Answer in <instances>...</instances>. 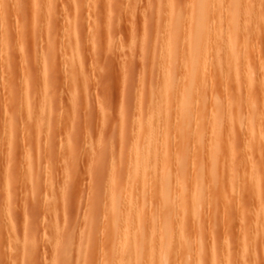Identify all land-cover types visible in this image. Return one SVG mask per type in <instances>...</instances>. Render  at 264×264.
I'll return each mask as SVG.
<instances>
[{
  "label": "rangeland",
  "instance_id": "rangeland-1",
  "mask_svg": "<svg viewBox=\"0 0 264 264\" xmlns=\"http://www.w3.org/2000/svg\"><path fill=\"white\" fill-rule=\"evenodd\" d=\"M189 1L192 0H0V264H105L111 246L109 242L112 234L109 223L112 212L111 195H114L115 200H120V203H126V206H123L125 214L128 217L132 216L127 217L128 220L134 219V215L130 213L132 206L128 205V200L134 196V199L143 205V209L145 207L142 209L145 221L143 224L147 223L146 218L149 220L153 209L158 210V205H161L160 193H156L157 195L153 193L156 197H153L152 192L149 193L148 189L154 181L152 177L151 182L149 181L150 174L147 172L153 171L157 157L166 148L169 153L167 151L163 153L170 158L174 169L178 161L180 162L179 155L185 156L181 158L179 165H185L182 166L184 173L181 176L183 179L186 178L184 190H187L192 183L188 178H192L191 174H194L193 168L198 163L197 160L204 163V167L207 165L205 169L210 164L208 157H204L202 153L200 155L199 147H194L198 146L197 132L209 138L207 135L211 129L205 124L206 119L208 122L210 117L209 109L217 98L216 108L225 114L227 107L229 108L225 99L230 94L229 99L235 102L237 108L232 104L233 115H236V118L239 115L244 123L247 122L246 124L252 121V124L250 122L249 124L254 125L255 133L257 134V131L260 133L256 136L246 132L249 134L247 136L237 122L233 124L232 129L235 133L229 142L231 148L229 143H226L223 150L226 152L220 153L222 156L219 155L225 159L224 161L218 159V166H222L217 171L219 178L221 172L223 175L220 182L226 178L224 179L226 181L221 183L223 188L219 190L220 200L215 199V185L205 179L201 199V204L206 206H203L205 209L202 211L203 222L197 224L195 215L191 212L188 214L193 216V220L187 218L189 215L183 219L186 247L177 246V249L180 248L178 253L177 249L175 253L178 259L174 258L172 264H264L263 214L262 217L259 216L263 220L259 219L258 229L255 224L259 218H256L257 214L262 208L264 211V0H252L258 4L256 9L259 19L257 18L254 24L257 26L259 21V30L251 39V44L255 45L253 49L251 47L253 50L250 51L251 56L248 52L252 60L250 76L255 84L253 90H249L250 94L245 88V81H242L244 78L240 75L239 78H232L233 81L229 83L224 81L225 85L223 82L219 84V80L213 84L209 81L210 83L201 87V92L199 91L201 104L196 102V107L193 108H196L198 113L204 112L200 109L205 106L203 109L206 116L201 115L206 119L201 121L202 124L194 117L187 123L189 125L183 123V117L177 112L181 109V104H178L181 103L177 95L179 93H176V96L171 94L173 101L171 97L169 101L172 104L168 101L163 104L166 108L164 110L169 111L165 113L162 111L165 116L163 118L161 113L159 117L161 122L162 119L169 117L170 120H163L164 123H168V129L162 122L166 131L159 120L155 126L159 133H155H158V136L155 135L157 141L154 143L155 149L158 148L159 152L153 150L156 156L153 158L155 162H151L154 163L153 166L150 164L151 168L148 166V171L147 168L143 169L146 177L143 173L142 176L147 180L144 179L145 182L141 183L144 185L147 182L145 186L136 183V178L132 176L135 175L134 171H131V174L129 172L132 161L135 162L129 153V148L136 139L132 128L138 118L148 114L149 111L146 110L151 106L149 107L147 98L159 99L155 94L157 92V95L162 94L157 91L161 87H158V84L162 85L164 81L170 80V77H174L177 84H181L182 80L184 83L186 70L184 72V67L180 64L182 58L186 60L189 57L186 34L194 26L187 17L183 18L189 12ZM213 3L218 4V9L223 6L216 0ZM224 9H220L221 14L217 12L223 18ZM181 13L183 16L179 17ZM240 14L241 11H238L239 18ZM243 18L242 27L238 29L239 32L243 31L241 34L249 32L248 26L243 24ZM216 22L213 25L218 26V29L222 22L219 20L218 25ZM223 25L225 28L224 22ZM172 26L177 29V45L180 49L176 47L178 48L176 55L172 56V60L175 58L174 64L170 63L171 69L166 73L164 67L169 64L167 55L169 51H164L166 49L163 48L167 45L162 43V39L168 42L164 36L167 39V30ZM4 34L7 40L2 41ZM4 40L5 43L7 41L6 44ZM220 44L221 42L217 48L216 45L213 47L214 52L219 48L218 52L211 51L210 56L215 63L212 69L218 79L227 68L225 63L216 66L224 45ZM163 52H167L166 55ZM217 72L220 75H217ZM234 79H237V82L236 80L234 82ZM150 92L152 95H148ZM203 98L204 100L207 98V106L211 105L210 108L202 104ZM251 99L253 102L255 100L253 104ZM155 100L151 102L154 103ZM155 104H152L153 107ZM197 104L201 105L198 110ZM142 120L146 118L143 117ZM197 120L198 125L195 122ZM159 125L161 127H158ZM196 126H199V130L195 129ZM182 130L186 131L182 132L186 134L185 138L181 137ZM230 131L227 133L228 136ZM258 135L261 142L256 140L259 138ZM247 139L253 146L250 155L247 154L246 148L244 151ZM229 148L233 149L232 153ZM156 153H159L158 156ZM164 154L160 157L165 158ZM244 155L250 156V164L246 161V158L249 160L248 157L243 159ZM160 157L156 162L158 165L162 160ZM173 160L175 163L177 161V164ZM221 162L227 165H222ZM251 162L257 165V171L253 169ZM222 168L223 171L226 170L225 173ZM252 169L259 176V181L254 182V186L251 185L253 175L250 177L255 173ZM152 171L150 173L153 176ZM158 171H161L160 168ZM174 171L176 170H173V173ZM187 173L189 175L185 177ZM171 174L168 175V180H171ZM178 175L176 176L179 177ZM176 176L173 177L175 180ZM158 178L160 182L165 179L161 176ZM112 179L116 181L115 188L110 185ZM175 183L170 185L173 195L170 199L174 208L177 204L175 205V191L172 189L175 188L176 192L180 193ZM138 185L141 188H138ZM208 194L213 197H209ZM151 199L159 203L153 204ZM8 220L13 222L11 228ZM194 223L199 226L196 225L195 228ZM147 225L148 223L146 228ZM143 228L146 230L144 225ZM197 233L202 252L198 263L197 260L194 262L198 252L193 242L198 236ZM144 236L147 237V248L148 245L151 246L150 242L153 245V235L145 233ZM134 238L135 236L132 239ZM149 252L148 250L145 252L144 257H147L145 261L150 257L147 256L150 255ZM213 255L216 256L217 262ZM134 258L131 264L137 262Z\"/></svg>",
  "mask_w": 264,
  "mask_h": 264
},
{
  "label": "bare ground",
  "instance_id": "bare-ground-1",
  "mask_svg": "<svg viewBox=\"0 0 264 264\" xmlns=\"http://www.w3.org/2000/svg\"><path fill=\"white\" fill-rule=\"evenodd\" d=\"M216 1H218V3L219 2H221V5H223L222 6V8H225L224 10V18H223V16L221 17V13L219 12L220 11V9H222L221 7H220V9H218V4H214L213 2H214V0H212V1H209V0H192L191 2H190V7L188 8V11L189 12H187L186 13V16L184 15H182L183 13H181L180 15H179V17L182 15L183 16V18L185 17H187V19H189V21H191V24H193L194 26L191 28V30H189V33L188 34H186L187 35V41H188V47H189V57L187 58L186 56V60H184V58H182L183 60L181 61L182 63L180 64V66L181 65H183V67H184V72H185V70H186V72H185V74H184V83H183V80H182V82H181V84L183 83V86L179 83V84H177V80H174L175 78L173 77H170V80H166V81H164V83H162V85H160V83L158 84V87L159 86H161V87H159V89L157 90V91H160V93H162V94H158L157 95V93H155L156 94V97L158 96V98L159 99H156L157 100V102H156V100L153 98V99H149V98H147V103H148V101H149V103H150V105H149V110H146V111H149L148 112V114L146 113L145 114V116H143L144 117V119L146 118V120H142L143 119V117L142 118H138V120H139V122H138V120H137V122H136V124L133 126V128H132V132H133V134L135 135V137H136V139H135V142L133 143V145L132 144H130V145H132L131 146V148H129V153H130V158H134L135 159V162H133L132 161V166H130V174H131V171H134V173H135V175L133 174L132 176L133 177H135L136 179H135V181H136V183L137 184H141L143 187L145 186V184L147 183H145L144 185H143V183H141V182H143L144 181V179L145 180H147L146 178H143V176H144V171H143V169H145L146 170V168H147V170L146 171H148V166H150V164H152L151 166H153V164L154 163H151V162H155V160L153 161V158H154V156H155V152L153 151L154 149H155V143H154V141L156 142L157 141V137L155 136V135H157L159 132V129H155L156 127V123H157V121L159 120V122H160V124L163 122V120H165V121H167V119H169V117L167 116L166 117V119H162V122H161V118L159 119V117H161V116H163V118H164V116H165V114H163V112L165 113V111L167 112V111H169V110H164V109H166V108H164V106H163V104L164 103H166L167 101L168 102H170V104H172L171 103V101H169L170 100V97H171V100H172V96H171V94H173L174 96H176V93H179V94H177L178 96H179V98H180V101H181V103L180 102H178V104H181V111L179 110V111H177V112H179V114H181V116L184 118H182V120H184V122L183 123H185V124H187V123H189L190 121H191V119H193L194 117H195V119L197 118V119H199V121H200V123H202L201 121L202 120H204V118H205V114H206V112H205V109H203L205 106H203V108L202 109H200V110H204V112H198L197 113V111L195 110V109H193L194 107H196L195 106V103L196 102H198L199 104H201V102H200V100H199V97H200V93H199V91L201 90V87L203 88V86L205 87L207 84H208V82L210 81H212V83L211 84H213V83H215L214 81H220V83L219 84H221L222 82L224 83V81L227 83V81H228V83H229V81H233V79L232 78H239V75L240 76H242V78H244V80L242 79V81H245V85H246V87L245 88H247V91H248V94H250L249 93V90H253V86L255 85L254 84V81H253V79L251 78V76H250V74H251V62H250V58H249V53H250V51L251 52H253V50H251V47H252V49H253V46H255V45H253V43L251 44V39H253V34L254 33H256L257 34V31L259 30V24H258V22L259 21H257V26H255V24H254V22H255V20H258L259 18L257 17V5H256V3L255 2H253L252 0H221V1H219V0H216ZM189 4V3H188ZM219 6H220V4H219ZM260 7V6H259ZM187 8V7H186ZM190 9V10H189ZM218 10V11H217ZM182 11V10H181ZM222 11V10H221ZM238 11H241V14H243L242 16H244V18L241 16V14H240V18L237 16V12ZM220 13V14H218V13ZM177 13V12H176ZM178 13H180L179 11H178ZM215 14H218V15H220V17H217L218 15H215ZM168 15V14H167ZM181 16V17H182ZM216 16V17H215ZM179 17H177L178 19H179ZM182 18V19H183ZM217 18H218V20H217ZM242 18H243V20H244V25H247L248 27V33L246 32L245 34H241L240 32H239V27L241 26V20H242ZM258 18V19H257ZM216 19V20H215ZM4 20V19H3ZM213 20V21H212ZM220 20V22H222V23H220L219 25L221 26L220 28H218L217 29V27H215L214 25H213V23L215 22V21H217L216 22V25H218V21ZM185 21V19L183 20V22ZM189 21L187 20L186 21V23H187V25L189 24ZM169 22V21H168ZM182 22V21H181ZM223 22L225 23V28H224V25H223ZM260 22H261V19H260ZM180 23V22H179ZM182 25V24H181ZM222 25H223V27H222ZM249 25L251 26L250 28H249ZM260 25H261V23H260ZM170 26V25H169ZM183 26H184V24H183ZM242 27V26H241ZM169 29L170 30H167V33H168V36H167V39H166V36H164L165 37V40H167L168 42L166 43V41L164 42V39H162V43H164V45H167V46H169V48H167V46L165 47L163 44H162V46H164V48L163 49H166V50H164V51H169L168 53L167 52H163V53H165V55H166V53H167V55H168V57H169V59H168V61H169V64H166L165 65V72L167 73V71L169 70L170 71V63H171V65H173L174 64V59L172 60V56L174 57V55H176L175 54V52H177L176 50L179 48L180 49V47H178V45H177V29H176V27L174 26H172V27H169ZM187 29V28H186ZM242 29V28H241ZM244 29V28H243ZM188 30V29H187ZM169 31V32H168ZM4 32V31H3ZM164 33V32H163ZM5 34L3 35V37H2V41H3V39H5V40H7L5 37ZM260 37V36H259ZM5 40H4V43H5ZM183 40V39H182ZM219 42H221V44L223 45V49L222 50H220V53H219V57L220 58H218L219 60V62H218V64H216V66H218V65H222L223 63H225V65H226V71H224L225 69H223V68H221V69H223V73L220 75L218 72V74L217 75H220V77H219V79L216 77V75H215V73H214V70L212 69V67H213V65L215 64V63H213V59L211 60V58H210V56H212V52L211 51H213V47L216 45V48H217V45H218V43ZM4 43H2V45L4 44ZM6 43H7V41H6ZM5 43V44H6ZM180 43V42H179ZM178 43V44H179ZM221 44H220V46H221ZM182 45V44H181ZM5 46H7V45H5ZM183 46V45H182ZM176 47H178L177 49H176ZM187 47H185V49H186ZM221 48V47H220ZM255 48V47H254ZM6 49H8V48H6ZM168 49V50H167ZM3 50V49H2ZM5 50V49H4ZM187 50V49H186ZM187 50V51H188ZM217 50V51H216ZM215 51L216 52H218V50H219V48L218 49H216ZM179 51V50H178ZM241 51V53L242 54H240L239 52ZM4 52H6V51H4ZM72 52V51H71ZM214 52V51H213ZM216 52H214V53H216ZM249 52V53H248ZM1 53V52H0ZM69 53V52H68ZM186 53V52H185ZM182 54V53H181ZM238 54H240V55H238ZM70 55V54H69ZM68 55V56H69ZM215 55V54H214ZM250 56H251V53H250ZM74 57V56H73ZM210 58V59H209ZM73 61V60H72ZM180 61V60H179ZM179 61H178V63H179ZM252 61V60H251ZM161 62V61H160ZM173 62V63H172ZM73 63V62H72ZM70 65H71V63H70ZM73 66V65H72ZM176 66V65H175ZM182 67V66H181ZM219 67V66H218ZM173 69H174V67H172ZM217 68V67H216ZM71 69V68H70ZM172 69V70H173ZM79 70V69H78ZM164 70V69H163ZM215 71H216V69H215ZM68 72V71H67ZM172 73V72H171ZM73 76V75H72ZM161 76V75H160ZM166 76V75H165ZM223 80V81H222ZM235 80H236V82H237V79H234V82H235ZM169 81V82H168ZM217 81H216V83H217ZM161 82V81H160ZM209 82V83H210ZM222 83V84H223ZM226 83H224V85L226 84ZM233 83V82H232ZM242 84H244V82H242ZM179 85V86H178ZM215 85V84H214ZM238 85V84H237ZM74 86V85H73ZM223 86V85H222ZM239 86V85H238ZM237 86V87H238ZM227 87V86H226ZM234 87V86H233ZM241 88H243V87H241ZM244 88V89H245ZM162 89V90H161ZM243 89V90H244ZM243 90H241V91H243ZM251 90V91H252ZM75 91V90H74ZM203 91V90H202ZM232 91V90H231ZM151 92H153L154 93V91H151ZM151 92L148 94V95H150L151 94ZM156 92V91H155ZM201 92V91H200ZM204 93V92H203ZM222 93V92H221ZM247 93V92H246ZM155 94H154V96H155ZM152 95V94H151ZM159 95H160V97H159ZM217 95V94H216ZM222 95V94H221ZM229 95V94H228ZM227 95V96H228ZM231 95V94H230ZM228 96V98L227 99H225V100H227V103H228V106H229V108L227 107V111L229 110V112L227 113V111H226V113H227V115H226V113L225 114H223V112L222 111H220L219 109H217L216 107H217V105H216V103H218V102H216V100H217V98L215 99V104H212V106L211 105H209V106H211V108L209 107V106H207L208 104H207V102H208V100H207V98H205L206 100H204V98H203V102H202V104H204V105H206V107H209L208 109L210 110L209 112H210V117H209V120H208V122H207V119H206V123L205 124H207L208 125V127H210L209 129H211L210 131V134L209 135H207V136H209V138H205V137H203V135H201V133L199 134V131L197 132V136H198V138H196V139H198V146L196 145V146H194V147H199V149L201 150V152H200V155H202L203 154V156L204 157H208V163L210 162V164H209V166H208V168L207 169H205V167L207 166H205L204 167V163L202 164V163H200L199 162V160H197L198 161V163L196 164V166H195V168H193L194 169V174L192 175L191 174V176H192V178L190 179V177L188 178L190 181L192 180V183H191V185L188 187V189L187 190H184V187H186L185 186V182H186V178H184L183 179V177L181 176L183 173H184V170H183V165H179L180 163H181V158L183 159V158H185V156H181V154L180 153H178V154H180L179 156L181 157L180 158V162L178 161V165H175L176 166V168L174 169L173 167H172V165H171V160H170V158H168V157H166V154H164L165 153V151H167L168 149L166 148V150L164 151V150H162L163 148L162 147H159V149H161L163 152H161V155L160 156H162L163 157V155L162 154H164L165 155V158H162V157H160V156H158L157 154H159V153H156V155L158 156L157 157V159H156V162H158V158L160 157V160H161V158H162V160L161 161H159V165L155 162V164H154V167H153V176L151 175V171L149 172H147L148 174H150L149 176H148V178L150 179L149 181L151 182V177H152V180L154 181L151 185H150V187H149V189L148 190H150V192L149 193H151L152 192V194L154 193L155 195H157L156 193H160V196H161V200H159V202H161L160 204L161 205H158V210L157 209H153V211H152V209H151V211H152V213L150 214V218H149V220L146 218V222L148 223V225H147V228H146V224L147 223H145V224H143L145 221H143V213L144 212H142L144 209H145V207H144V209H143V205L141 206L139 203V201H136V199H134V196H131V198L128 200V205L131 207V210H132V212H130V213H132L133 215H134V219L133 220H131V219H129L128 220V218H131L132 216H130V217H128L126 214H125V210H124V208H123V206H126V203H120L121 201L120 200H115L114 198V195H111V199L113 200H111V208H110V210L112 211V212H110L111 213V215H110V222L109 223H111V227H112V234L109 236L110 237V239H109V242L111 243V246H110V254H109V256H108V254H105V255H107L108 257V259L106 258V263L105 264H131L132 262V260H133V258L135 259V261H136V259H137V262L135 263V264H172V262H173V260H174V258H177L178 259V257H175L176 256V249H177V246L178 247H181L182 245H185L184 247H186V240H185V238H184V235H183V233H184V230H183V228H185V227H183V224H182V221H183V219H186L185 217L187 216V215H189V214H191L192 213V215L194 214L195 215V220L197 221H193V222H196L197 224H199V223H202L203 222V214H204V212H202V211H204V207L203 206H205L204 204L202 205L201 204V199H202V190L204 189V184H205V179H208L207 181L208 182H210V183H212L213 185H215V199L217 200V201H219L220 200V197H221V194H220V189L221 188H223L222 186H223V184H221L222 182H225L226 180H224V179H226V178H224L223 180H221V182H220V179L221 178H223V177H221V176H223L222 175V172H221V176H220V178H219V173L217 172L219 169H221V168H219V167H222L221 165L220 166H218V163H219V161L220 160H223V159H225V158H221L220 156H222V155H220V153H225L226 151H223L224 150V148H225V145H226V143H229L230 141H231V139H233V133H235L234 132V130L232 129V126H233V124L235 123V122H237L238 124H239V126L242 128V130L244 131V133H249L250 135H252L251 133H253V134H256L255 133V129H253V127H254V125L252 126L251 124V122L252 121H248V124H246V123H244L243 122V118H240V116L239 115H237L238 117L236 118L233 114V110H231V107H232V104H234L235 105V107L234 108H236V104H235V102H233V101H231V99H229V97L231 98V96ZM139 96V95H138ZM174 96H173V98H174ZM178 96H177V98H178ZM209 97V96H208ZM226 97V96H225ZM224 97V98H225ZM76 98V97H75ZM152 98V97H151ZM178 98V99H179ZM210 98V97H209ZM208 98V99H209ZM219 98V97H218ZM73 99V98H72ZM176 99V98H175ZM222 99V98H221ZM152 100H155V102H156V104H155V102L154 103H152L153 101ZM196 100V101H195ZM199 100V101H198ZM252 100V99H251ZM250 100V101H251ZM152 101V102H151ZM173 101V100H172ZM202 101V100H201ZM28 102V101H27ZM139 102V101H138ZM174 102H175V100H174ZM233 102V103H232ZM254 102H255V100H254ZM253 102V100H252V104L254 103ZM226 103V104H227ZM152 104H155V106L153 107V105ZM169 104V105H170ZM199 104H197V110H198V107H201V105L200 106H198ZM225 104V105H226ZM223 105V104H222ZM251 106V105H250ZM255 106V105H254ZM163 107V108H162ZM166 107L168 108V104L166 105ZM172 107V106H171ZM147 108V109H148ZM233 109V108H232ZM237 109V108H236ZM195 110V113L193 112ZM231 110V111H230ZM163 111V112H162ZM206 111H207V109H206ZM255 111V110H254ZM235 112V111H234ZM162 113V114H161ZM160 114H161V116H160ZM201 114H203V115H205L204 117H203V115H201ZM241 114V113H240ZM167 115V114H166ZM207 116H208V113H207ZM225 116H227V119L226 120H224V117ZM203 117V118H202ZM242 117V116H241ZM249 117V116H248ZM200 118H201V120H200ZM226 118V117H225ZM170 120V119H169ZM246 120H247V118H246ZM250 120V119H249ZM198 120L197 121H195L196 123H197V125L199 124L198 122H199ZM205 121V120H204ZM143 122V123H142ZM249 122L251 123V124H249ZM164 123V122H163ZM163 123L161 124L162 125V127H164L165 128V126H167V122H165L164 124H166L165 126L163 125ZM177 124V123H176ZM181 125H182V122L180 123ZM203 124V123H202ZM180 125V126H181ZM187 125H189V124H187ZM228 125H231V126H229L228 127ZM183 126V125H182ZM235 126V125H234ZM158 127H161L160 125L158 126ZM238 127V126H237ZM167 129H168V126L166 127ZM165 128V129H166ZM187 127H183V129H186ZM197 128V129H196ZM167 129H166V131H167ZM178 129V128H177ZM176 129V130H177ZM195 129L196 130H199V126H196L195 127ZM206 129H208V128H206ZM161 130H162V128H161ZM181 130V129H180ZM229 130H231V131H233V132H231L230 131V133H229V136H228V131ZM166 131H164V129H163V132L165 133ZM179 131V130H178ZM185 130H182L181 131V137L183 138H185L186 137V134H184V133H182V132H184ZM243 131H241V132H243ZM156 132H158L157 134H155ZM207 132H208V130H207ZM171 133V132H170ZM185 133H186V131H185ZM247 133H246V135H247ZM258 133H260L259 131H257V134ZM162 134V133H161ZM180 134V133H179ZM183 134V135H182ZM248 134V135H249ZM257 134H256V136H257ZM262 134V133H261ZM132 135V134H131ZM163 135V134H162ZM172 135V134H171ZM188 135V134H187ZM247 135V136H248ZM260 135V134H259ZM258 135V136H259ZM158 136V135H157ZM179 136V135H178ZM245 136V135H244ZM255 136V135H254ZM255 136V137H256ZM261 137H262V135H260ZM259 136V138L257 137L256 138V140L258 139V141L260 140V142H261V137ZM164 137V136H163ZM176 137V136H175ZM264 137V136H263ZM263 137H262V139H263ZM156 138V139H155ZM177 138V137H176ZM179 138V137H178ZM181 138V139H182ZM155 139V140H154ZM163 139V138H162ZM250 139V138H249ZM159 140V139H158ZM161 140V139H160ZM167 140V142H168V138L166 139ZM252 140V139H251ZM256 140H255V142H256ZM161 141H163V140H161ZM164 141H165V139H164ZM245 141H246V139H245ZM254 141V140H253ZM160 142V141H159ZM244 142V141H243ZM169 143V142H168ZM167 143V144H168ZM186 144V143H185ZM243 144V143H242ZM256 144H258V142L256 143ZM158 144L156 143V146H157ZM229 145V147H230V143L228 144ZM244 145V144H243ZM253 145H255V144H253ZM260 146H262V144H259ZM165 146V145H164ZM181 146V145H180ZM251 146H252V144H251V142H249L248 143V139H247V144L245 145V147H244V151H245V148H246V151H247V154L248 155H250L251 153H252V149H251ZM260 146L258 147L259 148V151H260ZM253 147V146H252ZM263 147V146H262ZM170 148V147H169ZM175 148V147H174ZM173 148V149H174ZM231 148V147H230ZM230 148H229V150H230ZM226 149H227V147H226ZM251 149V150H250ZM160 150V151H161ZM177 150L179 151V149L177 148ZM231 150H233V149H231ZM231 150H230V152H231ZM264 150V149H263ZM155 151L157 152H159V150H158V148H157V150L155 149ZM174 151H175V149H174ZM168 153H169V151H167ZM256 152V151H255ZM262 152V151H261ZM202 153V154H201ZM223 153V154H224ZM232 153V152H231ZM244 153H246V152H244ZM246 154V155H247ZM257 154H259L258 153V150H257ZM262 154V153H261ZM220 155V156H219ZM129 156V155H128ZM167 156H169L168 154H167ZM225 156V155H224ZM253 156V155H252ZM156 157V156H155ZM204 157H202V158H204ZM219 157V158H218ZM246 157H248V156H245L244 155V160H245V158ZM250 157V156H249ZM249 157H248V159H249ZM200 158V157H199ZM201 158V159H202ZM221 158V159H220ZM129 159V158H128ZM155 159V158H154ZM218 159H219V161H218ZM253 159V158H252ZM185 160V159H184ZM129 161H130V159H129ZM174 161V160H173ZM172 161V162H173ZM177 161H176V163H175V161H174V163L175 164H177ZM224 161V160H223ZM246 161H247V163H249L251 160L249 159V160H247V158H246ZM185 162V161H184ZM252 163V162H251ZM220 164H222V162L220 163ZM250 164V163H249ZM29 165V164H28ZM222 165H227V163H224V164H222ZM151 166L149 167V168H151ZM185 166V165H184ZM250 166V165H249ZM249 166H247L248 168H249ZM252 166H253V169H255V171H257L258 169V167H257V165H254V163H252ZM251 166V167H252ZM129 167V166H128ZM255 167V168H254ZM257 167V168H256ZM158 168H160V170L162 171H158ZM219 168V169H218ZM223 168H224V166H223ZM223 168H222V171H223ZM227 167H225V169H226ZM241 168V167H240ZM246 169V168H245ZM252 169V171H254ZM257 169V170H256ZM173 170H176V171H174V173L175 172H177V174L176 175H178L179 177H177L174 173H173ZM189 170V169H188ZM192 170V169H191ZM248 170V169H247ZM145 171V172H146ZM221 171V170H220ZM226 171V170H225ZM225 171H223L224 173H225ZM242 171H244L243 169H242ZM254 171V172H255ZM185 172H186V168H185ZM248 172H249V170H248ZM254 172H251V173H254ZM142 173H143V176H142ZM174 174V175H172V174ZM190 173V172H189ZM192 173V172H191ZM160 174V175H159ZM171 174V180H168V175H170ZM187 175H189L188 173L186 174V176L185 177H187ZM252 175H253V182H252V186H254L253 185V183L255 182V183H257L258 181H259V176H258V174L255 172L254 174H251V176L250 177H252ZM132 176H131V179H133L132 178ZM161 176V178H165L163 181H158L157 179H160V178H158V177H160ZM174 176H176L175 178H176V180L173 178ZM246 176V175H245ZM127 177L129 178V176L127 175ZM144 177H146V176H144ZM172 178L175 180V182H174V180L172 181ZM228 178V177H227ZM242 179V178H241ZM260 179H261V177H260ZM111 180V179H110ZM243 180V179H242ZM241 180V181H242ZM251 180V179H250ZM172 182V183H175L176 184V186L175 187H177V188H179V190H180V193H178V192H176V190H175V188L174 189H172L173 191H175V194L173 193V191H172V194H174L175 195V197H176V203H175V205H176V207L175 208H177L178 209V211L176 212V210L177 209H175L174 208V204L172 205V203H173V201L171 202V197L173 196V195H171V191H170V185L172 184H170V182ZM206 181V183L208 184V182ZM110 182V181H109ZM115 180H113L112 179V181H111V183H110V185L111 186H115ZM145 182V181H144ZM156 182V183H155ZM158 182H160V184H157ZM231 182V181H230ZM244 182H245V180H244ZM121 183V182H120ZM127 183H128V181H127ZM134 183V182H133ZM188 183V182H187ZM254 183V184H255ZM122 185H123V187H127V186H124V183H121ZM135 185V184H134ZM111 186H109L110 188H112ZM129 186V185H128ZM208 186H210V185H208ZM207 186V187H208ZM242 186V185H241ZM136 187V186H135ZM237 187V186H236ZM115 188V187H114ZM138 188H141L139 185H138ZM238 188V187H237ZM253 188V187H252ZM113 189V188H112ZM117 189V188H116ZM126 189H128V188H126ZM125 189V190H126ZM145 189V188H144ZM209 189H210V187H209ZM124 190V189H123ZM138 190V189H137ZM146 190V189H145ZM147 190V191H148ZM255 190V189H254ZM140 191H142V190H140ZM236 191V190H235ZM114 192V191H113ZM118 192V191H117ZM123 192H127V191H122V193ZM139 192V191H138ZM206 192V191H205ZM213 192V191H212ZM230 192V191H229ZM111 193H112V190H111ZM121 193V194H122ZM142 193V192H141ZM204 193V192H203ZM207 193V192H206ZM113 194V193H112ZM118 194H120V193H118ZM117 194V195H118ZM128 194V193H127ZM153 194V197L155 196ZM213 195H214V193H212ZM123 195V194H122ZM126 195V194H125ZM144 195V194H143ZM146 195V194H145ZM209 195V194H208ZM254 195V194H253ZM113 196V197H112ZM159 196V194H158V197H160ZM212 196V195H211ZM210 195H209V197H211ZM156 197V196H155ZM213 197V196H212ZM252 197V196H251ZM254 197V196H253ZM137 198H138V196H137ZM146 198V197H145ZM144 198V199H145ZM149 198V197H148ZM118 199V198H117ZM120 199V198H119ZM124 199V198H123ZM122 199V200H123ZM150 199V198H149ZM205 199V198H204ZM152 200V199H151ZM153 200H154V198H153ZM152 200V201H153ZM157 200H158V198H157ZM107 201H108V198H107ZM116 201V202H115ZM117 201H119V202H117ZM125 201V200H124ZM141 201V200H140ZM144 201V200H143ZM151 201V202H152ZM113 202V203H112ZM126 202V201H125ZM139 202V203H138ZM154 202H156V204H157V202L158 201H153V204H154ZM158 202V203H159ZM207 202V201H206ZM252 203V202H251ZM123 204H125V205H123ZM142 204V203H141ZM222 204V203H221ZM107 205V204H106ZM144 205H145V203H144ZM201 205H202V207H201ZM109 206H110V204H109ZM150 207H151V205H149ZM159 206H161V207H159ZM156 207V206H155ZM206 207V206H205ZM215 207V206H214ZM107 209V208H106ZM143 209V210H142ZM147 209V208H146ZM203 209V210H202ZM255 209V208H254ZM148 210V209H147ZM215 210V209H214ZM129 211V210H128ZM155 211H157V212H155ZM220 211V210H219ZM262 211H263V208H262ZM262 211H257V212H259L258 214H257V216H256V218L257 217H259L260 215H261V217H262V214H263V219H264V211L262 212ZM191 212V213H190ZM108 213V212H107ZM150 213V212H149ZM178 213V214H177ZM189 213V214H188ZM216 213H217V211H216ZM148 214V213H147ZM256 214V213H255ZM192 215H189L187 218H192V220H193V216ZM214 215V214H213ZM109 216V215H108ZM148 216V215H147ZM192 216V217H191ZM128 217V218H127ZM261 217H259L258 219H256L255 217V219L257 220V223H255V224H257V226H256V228L258 229L259 228V223H260V218ZM109 218H108V221H109ZM208 218V217H207ZM262 218H261V220H263ZM10 220V219H9ZM8 220V222L10 223V228H11V223H13V222H10ZM107 219H105V221H106ZM191 220V221H192ZM149 221V222H148ZM193 222H191V223H193ZM105 223V222H104ZM196 223H194V227L196 228L197 226H199V225H197ZM254 223H253V225H255ZM7 225V226H8ZM107 225H109V224H107ZM142 225H144L145 226V228H146V230L143 228L142 229ZM189 225V224H188ZM193 225V224H192ZM197 225V226H196ZM191 226V225H190ZM250 226H252V225H250ZM104 227H106V226H104ZM9 228V227H8ZM191 228V227H190ZM254 228H255V226H254ZM253 228V229H254ZM107 229H109L110 230V228L108 227ZM106 229V230H107ZM203 229V228H202ZM205 229V228H204ZM252 229V228H251ZM257 229H255V230H257ZM201 231V230H200ZM200 231H198L199 233H200ZM11 232V231H10ZM107 232H108V230H107ZM124 232H126V233H124ZM254 232H256V231H254ZM145 233H150V234H152L153 235V245H152V242H150L151 244V246H149L148 245V248H147V237L145 238ZM108 234H109V232H108ZM107 234V235H108ZM124 234V235H123ZM243 234V233H242ZM253 234V233H252ZM197 235L198 236H196L195 237V241H194V239H193V242L195 243V245L194 246H196L195 248H197V252L198 253H196L197 254V259H196V257H195V260H194V262L196 261V263H198V259L200 258V256H201V247H200V245H199V234L197 233ZM88 236V235H87ZM135 236V238L134 239H132L133 237ZM252 236V235H251ZM132 237V238H131ZM151 238H152V236H150ZM137 238V240H135ZM187 238V237H186ZM194 238V237H193ZM255 238V237H254ZM253 239V238H252ZM135 240V241H134ZM151 240V239H150ZM256 240V239H255ZM89 241V240H88ZM134 243H133V242ZM152 241V240H151ZM251 242V241H250ZM110 243H109V245H110ZM148 243H149V241H148ZM90 244V243H89ZM88 245V244H87ZM108 245V244H107ZM192 245V244H191ZM253 245V244H252ZM102 247V246H101ZM107 247V246H106ZM251 247V246H250ZM87 248V247H86ZM108 248V247H107ZM192 248V247H191ZM148 251H150L149 252V254L150 255H148L147 254V256H150L149 257V259L147 260V261H145L146 259L145 258H147V257H144V255H145V252H147V250ZM180 250V248H178L177 249V253H178V251ZM182 250V249H181ZM253 254V253H252ZM180 255V254H179ZM248 255V254H247ZM146 256V255H145ZM183 256V255H182ZM133 257V258H132ZM180 257V256H179ZM188 257V256H187ZM214 259H215V261H216V256H212ZM243 258V257H242ZM213 259V260H214ZM180 260H182V258L180 259ZM185 260V259H184ZM182 261V263H184L185 261ZM187 260V259H186ZM177 261V260H176ZM191 261V260H190ZM200 261V260H199ZM103 262H104V260H103ZM178 262V261H177ZM176 262V263H177ZM214 262V261H213ZM217 262V261H216ZM245 262V261H244ZM226 263V262H225ZM246 263V262H245ZM101 264H104V263H101ZM133 264H134V262H133ZM189 264H191V263H189ZM193 264H195V263H193ZM199 264H201V263H199ZM214 264H217V263H214ZM223 264V263H222Z\"/></svg>",
  "mask_w": 264,
  "mask_h": 264
}]
</instances>
